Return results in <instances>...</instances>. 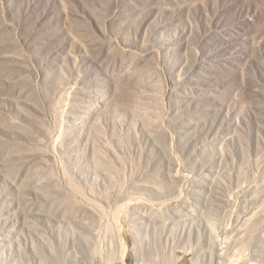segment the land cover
Here are the masks:
<instances>
[{
  "label": "rangeland",
  "instance_id": "obj_1",
  "mask_svg": "<svg viewBox=\"0 0 264 264\" xmlns=\"http://www.w3.org/2000/svg\"><path fill=\"white\" fill-rule=\"evenodd\" d=\"M264 264V0H0V264Z\"/></svg>",
  "mask_w": 264,
  "mask_h": 264
},
{
  "label": "bare ground",
  "instance_id": "obj_2",
  "mask_svg": "<svg viewBox=\"0 0 264 264\" xmlns=\"http://www.w3.org/2000/svg\"><path fill=\"white\" fill-rule=\"evenodd\" d=\"M38 260H40V263L39 264H45V262L43 261V256H41L40 254L37 255L36 257Z\"/></svg>",
  "mask_w": 264,
  "mask_h": 264
}]
</instances>
